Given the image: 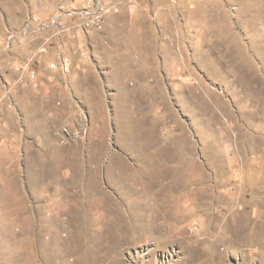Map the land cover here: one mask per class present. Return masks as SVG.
<instances>
[{"label":"rangeland","instance_id":"1","mask_svg":"<svg viewBox=\"0 0 264 264\" xmlns=\"http://www.w3.org/2000/svg\"><path fill=\"white\" fill-rule=\"evenodd\" d=\"M88 1L0 0V264H264V0Z\"/></svg>","mask_w":264,"mask_h":264},{"label":"built area","instance_id":"2","mask_svg":"<svg viewBox=\"0 0 264 264\" xmlns=\"http://www.w3.org/2000/svg\"><path fill=\"white\" fill-rule=\"evenodd\" d=\"M86 2V1H85ZM103 2L105 3L104 0H89L87 3L83 4L81 9L79 10H74L75 9V6L72 5V11L76 12L78 11V13H80L83 17L86 18V20H88L90 18V16H93V17H97L98 16H103L104 14H108L110 13V10L107 9V7L104 5L102 6ZM60 15H66V13L64 12H59ZM91 17V18H93ZM94 21V20H93ZM90 23V22H89ZM89 23H86L85 27H88L89 26ZM12 38V37H11ZM62 65V68L64 71H67V67H66V62L64 61ZM51 69H54L55 68V65L52 64L50 66ZM32 77H34V73L32 72L31 74Z\"/></svg>","mask_w":264,"mask_h":264}]
</instances>
